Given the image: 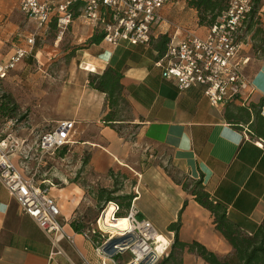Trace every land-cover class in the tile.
<instances>
[{
	"label": "crops",
	"instance_id": "1",
	"mask_svg": "<svg viewBox=\"0 0 264 264\" xmlns=\"http://www.w3.org/2000/svg\"><path fill=\"white\" fill-rule=\"evenodd\" d=\"M38 1L58 4L62 0ZM18 3L19 0H0V64L6 63L17 48H28L26 40L34 37L31 53L3 79L11 84L8 98L17 114H24L26 119L7 132L6 125L13 120L0 117V139L7 132L18 144L30 143L34 136L63 122L72 123L71 143L63 156L56 154L58 160L73 158L79 168L77 176H81V159L85 155L84 171L91 183L108 191L113 189L109 173L120 176L123 193L134 195L137 218L148 220L163 237L162 242L167 243L165 253L170 252L174 240L168 226L178 220L186 202L180 213L179 241L198 243L221 259L232 258L233 249L216 230L213 216L178 182L184 178L201 179L213 203L224 208L227 220L242 233L253 234L264 220V125H252L251 136L243 129L253 117L238 127L231 125L225 118V108L210 106L202 87L180 91L161 77L155 66L158 39L173 36L178 28L177 42L182 37L180 31H192L186 26L189 22L182 21L183 16L170 9L174 0L160 10L164 22L152 28L149 46L120 42L114 47L104 42L89 44L96 27L83 23L79 16L60 31L56 14L52 13L49 22L38 28L20 12ZM239 58L252 84L250 102H261L264 115V59L255 65L256 60L244 54L243 48ZM108 67L122 74L123 95L130 107L128 117L116 124L122 134L103 124L105 97L88 85L90 75L101 74ZM12 162L21 170L19 155H14ZM68 172L59 169L50 190L64 230L73 241L60 242V254L0 183V264L129 261L128 254L117 255L111 261L100 257L73 230L72 223L85 226L79 217L87 212L85 202L92 209H97V202ZM161 251L158 248L159 254ZM164 258L161 255L157 264ZM180 262L206 264L187 250L180 255Z\"/></svg>",
	"mask_w": 264,
	"mask_h": 264
},
{
	"label": "built area",
	"instance_id": "2",
	"mask_svg": "<svg viewBox=\"0 0 264 264\" xmlns=\"http://www.w3.org/2000/svg\"><path fill=\"white\" fill-rule=\"evenodd\" d=\"M77 0H62L61 3L19 0L20 12L33 21L38 28L44 27L55 13L56 26L64 31L72 22L69 7ZM173 0H87L80 12L85 24L98 27L104 32L103 42L116 46L125 42L131 46H149L152 28L164 22L160 10ZM254 7V0H230L220 17L206 28L203 37L189 29L180 31L182 37L176 42L175 29L169 37L166 51L155 66L162 68V78L171 81L180 91L200 86L210 106L224 107L237 96L249 97L252 84L243 72L239 53L242 48L240 36ZM28 48H17L10 59L0 64V81L14 70L30 53L34 37L26 40ZM73 125L63 122L56 127L34 136L30 143L18 144L7 136L0 139V183L8 195L17 203L20 211L32 219L49 238L56 253L59 243L72 237L64 230L60 210L50 190L51 181L35 180V173L28 175L30 162L41 161L70 145ZM14 155L20 156V169L12 162ZM39 165V163H38ZM113 207L112 218L125 219L123 231L110 233L100 226L102 215ZM117 205H105L96 220V229L85 230L80 235L90 243L100 257L112 260L122 254L129 255L126 264H157L161 255L167 256L165 242H158L157 232L145 219H138L133 201L124 218H116ZM158 242V243H157ZM154 247H152V245ZM162 248L161 253L156 250ZM165 253V254H164Z\"/></svg>",
	"mask_w": 264,
	"mask_h": 264
},
{
	"label": "trees",
	"instance_id": "3",
	"mask_svg": "<svg viewBox=\"0 0 264 264\" xmlns=\"http://www.w3.org/2000/svg\"><path fill=\"white\" fill-rule=\"evenodd\" d=\"M229 1L189 0L188 6L197 11L199 15V24H205L209 27L215 23L218 17H220L226 10ZM85 2L77 0L69 7L72 20L74 17L80 15L81 11H79V9L81 10ZM259 4L260 0H254V7L249 17L250 21L247 25V31H250L253 27V18L259 8ZM103 37L104 32L101 29L96 28L88 43L99 44L100 42H103ZM168 42V36H161L158 39L157 44L155 45V49L158 52V61L163 58ZM261 52L264 59V48H261ZM159 70L162 77L163 70L162 68H159ZM121 79L122 74L118 70L110 67L106 68L101 74L89 76V87L101 92L105 97V114L102 117V122L105 126L112 129L116 127L117 122L121 121V118L118 115L119 104L127 103L128 105V102L123 95ZM224 108L225 118L228 123L236 125L237 127L249 122L253 117L252 122L246 124L248 127L243 129L251 136L254 135L251 130L252 125L255 123H261L264 125V115L261 102L259 104L250 102V99L247 96H237L233 101L225 105ZM15 116L16 113L13 102L8 97H0V117L2 119H13ZM262 142L264 144V140H262ZM66 147L63 148L64 151L63 149H60L56 154L59 152L58 156H63L66 152ZM86 161L84 164H86ZM109 177L113 181L112 190L108 191L104 188H97L91 189L88 191V194L97 202L96 207L99 210L108 203H113L118 207L115 214L116 218H124L134 200V195L133 193H123V182L120 180V176H116L111 171ZM178 184L181 185L183 191L189 193L193 197L194 201L199 206L207 210L213 216L216 230L233 249V257L229 259H221L198 243L194 242L186 244L179 241L178 230L180 227V213L186 206V202H184L183 207L179 212L178 220L168 226V231L174 233V240L169 248L170 252H167V256L163 259L161 264H181L180 255L184 250L194 253L206 264H264V220L253 234H244L227 220L224 208L219 204L213 203L208 193L205 192L201 179L192 181L188 178H184L182 181L178 182ZM71 227L76 233H81L85 229L82 225L77 223H72Z\"/></svg>",
	"mask_w": 264,
	"mask_h": 264
},
{
	"label": "rangeland",
	"instance_id": "4",
	"mask_svg": "<svg viewBox=\"0 0 264 264\" xmlns=\"http://www.w3.org/2000/svg\"><path fill=\"white\" fill-rule=\"evenodd\" d=\"M188 1L189 0H174L173 5H171L172 10H175L179 12L184 19L182 21L189 22L187 27H190V29L197 33L199 37L200 35L205 34L207 26L200 25L199 24V15L197 11L194 9L190 8L188 6ZM229 1V0H228ZM167 9V7L165 8ZM163 10V9H162ZM250 18L247 21L245 30L240 36V42L242 43V48H243V53L247 54L251 59L256 60V64L263 59L262 57V52L261 48H264V0H260L259 8L254 15L253 18V27L250 31H247V25L249 24ZM177 25H185L183 23H177ZM172 26V25H171ZM200 32V33H198ZM11 84L8 82V80H2L0 81V97H9V90H10ZM26 87H23L25 89ZM7 95V96H6ZM15 108V105H14ZM130 107L129 104L127 103H120L118 106V115L122 119L128 117ZM15 113L16 116L12 119L13 123H9L6 125L7 127V132L9 130V127H13L14 124L23 122V120L26 119L24 114H17L16 108H15ZM54 116V115H53ZM52 117V116H51ZM55 117V116H54ZM57 118V117H56ZM10 121V119H8ZM8 122V121H6ZM117 132L120 134L123 133L121 130L120 126L115 127ZM7 132L2 135L1 138H7ZM131 130H129V134H131ZM87 157L83 155L82 157V166H81V176H77V172L79 171L77 166L74 163L73 158L71 160L66 161V162H60L58 158L56 157V154L54 155H49L45 156L42 158L41 161H35L29 164L28 169V175L34 174L35 173V180L38 182L43 181V180H48L51 181L53 184H55V180L57 178V172H59V169L67 170L69 171V176L70 178L74 179V181H78L79 185L82 186L86 191H90L91 189H97L100 186L94 185V183H91L92 180L89 177V174L84 171V162L86 161ZM39 163V165H38ZM64 164V166H63ZM87 206V212H84L81 214V217L84 221L83 226L85 229L84 230H92L96 229V220L100 214L101 209H92L90 204L86 203L84 204V208ZM91 207V208H90ZM83 216V217H82ZM152 247H154L153 244H151ZM158 253V249L156 250Z\"/></svg>",
	"mask_w": 264,
	"mask_h": 264
},
{
	"label": "bare ground",
	"instance_id": "5",
	"mask_svg": "<svg viewBox=\"0 0 264 264\" xmlns=\"http://www.w3.org/2000/svg\"><path fill=\"white\" fill-rule=\"evenodd\" d=\"M112 212H113V207L109 206L106 212L102 215V218L100 221L101 228L110 233H116L118 231L125 230L127 227V221L125 219L116 220L115 218H112L111 217ZM156 237L158 239V242L164 241L162 236L157 234Z\"/></svg>",
	"mask_w": 264,
	"mask_h": 264
}]
</instances>
